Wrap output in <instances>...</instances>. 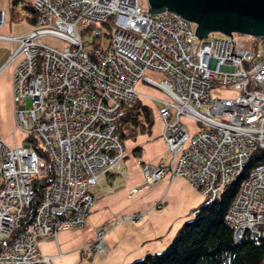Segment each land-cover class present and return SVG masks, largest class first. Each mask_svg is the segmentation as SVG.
I'll return each instance as SVG.
<instances>
[{"label":"built area","instance_id":"1","mask_svg":"<svg viewBox=\"0 0 264 264\" xmlns=\"http://www.w3.org/2000/svg\"><path fill=\"white\" fill-rule=\"evenodd\" d=\"M29 4L33 21L25 32H0L11 45L1 66L10 64L12 131L21 133L11 143L0 137V264H53L38 242L81 226L94 199L90 188L121 168L117 128L135 98L155 99L169 156L167 164L142 162V180L182 177L207 203L243 173L225 212L231 238L264 239V161L245 170L250 153L264 148V37L261 49L236 32L197 37L194 23L171 10L146 11V0ZM4 19L0 9V28ZM96 24L110 28L105 47ZM45 35L59 45L44 41ZM138 81L162 97L139 92ZM29 135L41 154L23 140ZM48 167L50 177L21 227L31 178L46 175ZM104 232L96 227L86 254L103 252Z\"/></svg>","mask_w":264,"mask_h":264},{"label":"crops","instance_id":"2","mask_svg":"<svg viewBox=\"0 0 264 264\" xmlns=\"http://www.w3.org/2000/svg\"><path fill=\"white\" fill-rule=\"evenodd\" d=\"M29 5V0H0V9L5 16L0 32H25L31 25L30 17H33ZM0 44L9 43L0 39ZM3 62L0 61V70L6 66L7 71L3 72L0 82V96H3L0 109L4 117L7 108L12 125L10 64L1 66ZM148 75L158 77L152 71ZM141 85L137 83L136 90L153 98L162 97L159 91L156 94L147 92ZM139 99L149 109V130L123 139V164L119 170L98 177L90 188L94 199L83 224L57 230L54 237L38 242L40 252L53 256V264H127L146 252L161 249L202 201L199 192L182 177L165 173L151 183L142 180V162L167 164L169 156L160 138L161 121L156 114L155 99ZM182 120L193 127L189 120ZM156 203H160V207H155ZM134 214L137 216L131 220L121 218V215ZM98 226L105 228L104 250L86 254L85 246Z\"/></svg>","mask_w":264,"mask_h":264},{"label":"trees","instance_id":"3","mask_svg":"<svg viewBox=\"0 0 264 264\" xmlns=\"http://www.w3.org/2000/svg\"><path fill=\"white\" fill-rule=\"evenodd\" d=\"M31 10V6H28ZM33 11V10H32ZM33 21V17H30ZM250 36V35H249ZM250 43V44H249ZM248 45L253 49L263 47L261 37H250ZM151 124L149 109L139 98L125 107L117 132L121 140L132 138L137 133L147 132ZM23 140L40 147L29 135ZM41 154V152L39 151ZM264 161V148L250 153L245 170L255 163ZM244 170V171H245ZM51 174L47 169L44 176L31 178L32 197L23 210L20 226H24L33 213L41 187ZM242 175L226 183L220 192L207 203L195 206L189 218L183 220L165 245L152 252H146L127 264H258L264 255V239L243 234L239 239L231 238V226L225 219V212L235 194ZM19 226L16 228L18 229Z\"/></svg>","mask_w":264,"mask_h":264},{"label":"water","instance_id":"4","mask_svg":"<svg viewBox=\"0 0 264 264\" xmlns=\"http://www.w3.org/2000/svg\"><path fill=\"white\" fill-rule=\"evenodd\" d=\"M146 11L171 10L194 23L197 37L210 30L264 37V0H146Z\"/></svg>","mask_w":264,"mask_h":264},{"label":"rangeland","instance_id":"5","mask_svg":"<svg viewBox=\"0 0 264 264\" xmlns=\"http://www.w3.org/2000/svg\"><path fill=\"white\" fill-rule=\"evenodd\" d=\"M140 1L143 4L145 3V0H140ZM13 21L11 18V22H13ZM95 26L100 28L101 36L99 38V42H100L102 47H105L107 44V41L109 39L108 34L110 33V28L107 26H104L103 24H96ZM192 27L194 28V24L192 25ZM104 34H107V35L105 36ZM82 36H83L82 37L83 40L87 39L89 41L91 38V35H86V34L84 35L83 34ZM215 36H218V37L223 36V33L220 31H217V30H210L208 37H215ZM240 36L243 38V40L245 42L249 43L251 36L246 35V34H241ZM42 39L46 42H49L50 44H54L56 46L59 45L58 40L52 38L51 36L45 35V36H42ZM91 46H92V44L89 43V45L85 46V48L91 47ZM10 47H11L10 44H8V45H4V44L1 45L0 44V61L5 60L6 55H8L10 52ZM6 71H7L6 66L0 70V82L3 80V76H4L3 72H6ZM149 71L150 70L147 69L146 73L149 74ZM137 83H142V85H141L142 89L147 91V92H151L154 94L158 93V90L155 87H153L147 83H144L141 81H138ZM1 104H3V96H0V105ZM2 115L3 114H2L1 109H0V137L3 139V141H5L7 143H8V141L12 142L13 139L15 141H19L21 138V133L17 130L12 131L13 127L10 124V121L8 120L7 108L4 112V117ZM187 124H188V122H187Z\"/></svg>","mask_w":264,"mask_h":264}]
</instances>
